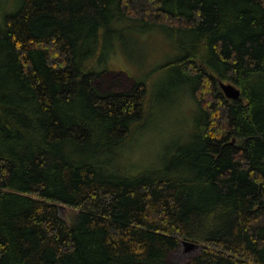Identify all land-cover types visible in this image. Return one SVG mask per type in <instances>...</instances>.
Wrapping results in <instances>:
<instances>
[{"label":"trees","instance_id":"trees-1","mask_svg":"<svg viewBox=\"0 0 264 264\" xmlns=\"http://www.w3.org/2000/svg\"><path fill=\"white\" fill-rule=\"evenodd\" d=\"M15 1L0 5V264H162L182 240L201 245L184 264H264V0ZM115 26L175 33L199 106L190 140L137 173L117 160L148 84L94 83Z\"/></svg>","mask_w":264,"mask_h":264},{"label":"rangeland","instance_id":"rangeland-1","mask_svg":"<svg viewBox=\"0 0 264 264\" xmlns=\"http://www.w3.org/2000/svg\"><path fill=\"white\" fill-rule=\"evenodd\" d=\"M7 1L10 0H0V5ZM6 10L5 13L14 12L16 6ZM174 34L159 27L122 31L115 26L108 32L105 46L110 53L105 56L104 70L96 77L95 85L102 92L126 91L135 81H143L149 88L146 124L120 149L117 160L119 167L131 173L163 165L196 129L199 106L192 87L184 82L178 64H172L183 52ZM95 63L99 69L100 61ZM59 211L67 219L76 212L67 206H61ZM197 252L182 244L162 264H184Z\"/></svg>","mask_w":264,"mask_h":264},{"label":"water","instance_id":"water-1","mask_svg":"<svg viewBox=\"0 0 264 264\" xmlns=\"http://www.w3.org/2000/svg\"><path fill=\"white\" fill-rule=\"evenodd\" d=\"M220 87L224 92L225 96L230 99H238L241 95V90L235 84L231 82H223L220 81ZM184 244L187 250H198L201 245L197 242L189 241V240H182L181 245Z\"/></svg>","mask_w":264,"mask_h":264}]
</instances>
